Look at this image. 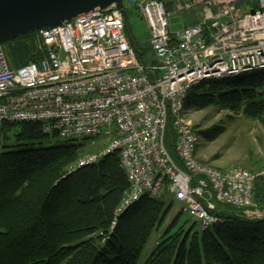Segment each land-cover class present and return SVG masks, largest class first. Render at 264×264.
<instances>
[{"label": "built area", "instance_id": "built-area-1", "mask_svg": "<svg viewBox=\"0 0 264 264\" xmlns=\"http://www.w3.org/2000/svg\"><path fill=\"white\" fill-rule=\"evenodd\" d=\"M237 1L123 0L126 17L113 4L35 31L37 56L17 67L0 44V124L34 121L63 140L105 133L107 147L83 155L74 168L118 152L130 187L117 215L166 188L203 229L219 220L218 204L263 219L264 207L254 201L256 175L198 163V134L184 111L188 91L205 80L264 73V0L244 14ZM194 8L201 20L171 28L172 13ZM130 12L144 20L155 63L138 57ZM169 136L178 161L165 146Z\"/></svg>", "mask_w": 264, "mask_h": 264}, {"label": "trees", "instance_id": "trees-1", "mask_svg": "<svg viewBox=\"0 0 264 264\" xmlns=\"http://www.w3.org/2000/svg\"><path fill=\"white\" fill-rule=\"evenodd\" d=\"M129 34L138 57L155 63L146 40ZM3 43L11 67L37 56L35 32ZM262 76L249 72L205 80L188 91L184 111L216 105L264 121ZM222 129L212 126L197 134L213 139ZM167 142L172 145L170 136ZM0 146V264H139L172 198L166 188L156 198L140 196L117 215L130 187L118 152L74 168L88 153L83 145L32 122L0 124ZM254 196L264 207V175L255 180ZM215 212L221 220L199 232L194 224L168 230L144 264H264V218H248L225 204Z\"/></svg>", "mask_w": 264, "mask_h": 264}, {"label": "rangeland", "instance_id": "rangeland-1", "mask_svg": "<svg viewBox=\"0 0 264 264\" xmlns=\"http://www.w3.org/2000/svg\"><path fill=\"white\" fill-rule=\"evenodd\" d=\"M236 7L243 14L249 13L259 8V0H239L236 2ZM201 14L202 12L198 8L172 13L169 17L171 28H180L182 25L195 23L201 20ZM129 20L132 25L131 33L135 35L137 41L144 42L147 37V29L143 18L130 12ZM6 45V43L2 44L6 56H10ZM9 59L7 57L9 65L13 66ZM185 112L186 118L195 126L196 131L207 130L212 126L223 128L222 132L213 139L198 135L194 157L203 167L221 171L238 167L251 171L256 175V178L264 175L262 174L264 172V121L243 114H234L229 109L219 108L216 105L202 109L191 108ZM108 140V136L102 133L96 137L78 138L73 142L81 143L84 150L88 152L85 155H88L104 150L108 145ZM165 146L174 160L178 161L173 146L167 140ZM2 150L3 148L0 146V151ZM184 207L185 203L176 199L171 198L165 202L166 213L144 245L138 257L139 264H144L147 261L160 237L168 230L176 231L181 225H185L186 229H189L192 224H194V231L202 230L200 221L194 220ZM247 210L248 212L252 211L251 209ZM176 218V223L173 225ZM220 220L219 218L218 221Z\"/></svg>", "mask_w": 264, "mask_h": 264}, {"label": "water", "instance_id": "water-1", "mask_svg": "<svg viewBox=\"0 0 264 264\" xmlns=\"http://www.w3.org/2000/svg\"><path fill=\"white\" fill-rule=\"evenodd\" d=\"M113 4L126 17L123 0H0V44Z\"/></svg>", "mask_w": 264, "mask_h": 264}, {"label": "bare ground", "instance_id": "bare-ground-1", "mask_svg": "<svg viewBox=\"0 0 264 264\" xmlns=\"http://www.w3.org/2000/svg\"><path fill=\"white\" fill-rule=\"evenodd\" d=\"M144 23V22H143ZM141 57V56H140ZM8 62V61H7ZM9 65V63H8ZM10 66V65H9ZM11 67V66H10ZM225 79V78H224ZM222 80V79H221ZM209 81V80H208ZM216 81V80H215ZM202 84V83H201ZM260 85V84H259ZM25 122H32V123H35L34 121H22L21 123H25Z\"/></svg>", "mask_w": 264, "mask_h": 264}]
</instances>
